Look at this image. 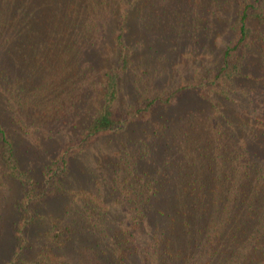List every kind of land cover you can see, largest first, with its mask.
I'll return each instance as SVG.
<instances>
[{
    "label": "trees",
    "instance_id": "trees-1",
    "mask_svg": "<svg viewBox=\"0 0 264 264\" xmlns=\"http://www.w3.org/2000/svg\"><path fill=\"white\" fill-rule=\"evenodd\" d=\"M219 31L227 44L213 63L142 90L152 76L132 71L147 38L199 48ZM107 51L108 65L92 59ZM186 98L191 108L166 116ZM0 107L11 115L0 116V191L9 178L21 193L10 264H51L24 259L41 242L39 207L71 192L82 154L132 124L146 133L118 139L90 181L114 207L88 203L54 221L43 245L84 241L88 257L62 264H264V0H0ZM64 130L73 135L57 153L27 164L23 139L36 146Z\"/></svg>",
    "mask_w": 264,
    "mask_h": 264
},
{
    "label": "rangeland",
    "instance_id": "rangeland-1",
    "mask_svg": "<svg viewBox=\"0 0 264 264\" xmlns=\"http://www.w3.org/2000/svg\"><path fill=\"white\" fill-rule=\"evenodd\" d=\"M219 15L225 17L223 11H220ZM220 21L224 20L221 19ZM220 21L218 23H220ZM209 26L211 27L212 25L209 24ZM223 30L226 32L225 29ZM155 33L152 32V34ZM165 41L167 40L165 39L164 41H161L155 40V38L152 37L147 38V49L146 51H143L144 53L142 52L140 54L141 56L145 55V58L143 59L145 63L141 61L133 67L132 72H141V70L144 69L148 71V75L152 76L151 80L147 82L146 80L148 79L143 80L146 83L142 84V90L152 92L156 89L160 90L169 87L180 81L182 77L189 76L196 69H203L209 66L213 63L215 57L214 54L215 51H217L214 49L218 47L219 54V48L222 49L223 46L227 44V38L221 31H219L214 37V42H210L209 40L199 48H196L195 45L192 46L191 41L186 44H179V42L176 41L171 43ZM143 45L144 44L141 42L140 46L142 48ZM151 45H153L154 48H150ZM156 49L159 51L157 52ZM108 54V51L105 54L97 53L92 59H96L99 64L106 66L108 65ZM125 78L122 87L121 102L127 104L134 100L137 94L134 86V78L137 79L138 77L133 73L126 75ZM193 103L194 101L192 99L186 98L183 100V103L179 105L180 108L178 111L175 109L170 110L167 112L166 116H173L171 114L176 115V113L181 110L184 111L189 109L192 107ZM0 116L4 117L7 121H11V115L5 112L2 107H0ZM17 127L18 126L15 128L13 126V128L18 130ZM146 130L147 126L145 125L140 126L132 124L127 132L121 135V138L113 137L103 139L92 147L89 152L82 154L79 161L76 160L73 164V173L78 175V177H76V179H74L75 176L74 178H71V192L39 207L38 211L43 215V220L39 223L40 226L37 228L38 232L33 234L38 235L39 237L41 236V242L34 248V251L28 256V258L27 256H24V259H38L41 257V259H47L45 262L50 261L51 264H62L67 259H85L88 257V254L84 252V241H80L79 243L78 240L77 244H74L63 252L53 253L47 246H45L48 243V239L46 236H43V234L48 228H50L54 221H74L75 218L73 217V214L75 211L84 214L83 207L86 204L88 206L99 204L103 207H107V205L114 207L115 204L113 198L108 196L104 191L102 194L101 191L98 190L99 188L95 185L92 186V183L90 182L96 178L97 161L99 158H102L104 154L109 153V151H112L114 147L118 145V139L126 140L137 137L138 135H144ZM17 134L15 133L14 135L16 136ZM61 135L62 137H60ZM71 135H73L71 130H64L59 136L50 141L39 142L36 146L29 144L23 139L20 146L22 156L28 161L27 164L29 166L39 167L41 163L48 161L52 157L53 151L56 150L57 153L58 150L61 149L60 145L65 138H68ZM79 170H83V173H78ZM92 172L95 173V175L92 174ZM92 176L95 178L93 179ZM4 181L6 186L2 187V191H0V264H10L13 260L11 258L15 252V242L13 239V224L14 221L17 220L15 203L21 193L19 194L20 188L16 182L9 178H4ZM112 210H114V212ZM112 210L111 212H113V214L118 215L115 216L112 213H109L111 219H114L115 217L116 219L124 218L123 214H120L115 209ZM67 211L70 212V215H67ZM44 243L45 245H43Z\"/></svg>",
    "mask_w": 264,
    "mask_h": 264
}]
</instances>
